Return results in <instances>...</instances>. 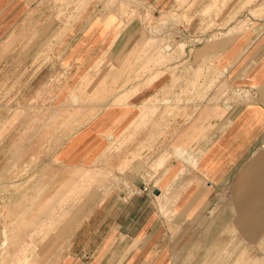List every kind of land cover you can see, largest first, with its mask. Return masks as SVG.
I'll return each mask as SVG.
<instances>
[{"label": "crops", "instance_id": "0c3cea01", "mask_svg": "<svg viewBox=\"0 0 264 264\" xmlns=\"http://www.w3.org/2000/svg\"><path fill=\"white\" fill-rule=\"evenodd\" d=\"M45 1L0 0V190L8 182H23L24 159L28 157L34 164L41 154L47 178L41 175V168L33 170L31 181L37 189L23 196L37 201L54 196L61 199L54 213L63 216L54 228L47 229V238L36 243L62 249L51 264L166 261L167 255L151 249L162 244L166 231L193 229L196 223L212 218L217 191L227 181L237 178L239 187L248 189L258 183L264 188L260 186L263 168L259 174H251L264 135V38L254 46L241 41L223 48L225 62L219 69L230 74L223 80L231 85L234 57L241 94L245 92L250 102L224 104L218 113L215 103L201 113L192 102L186 116L180 110L183 104L172 113L168 102L154 108L150 99L157 91L152 92L151 81L138 91L135 87L142 83L133 82L127 93L120 88L124 82L120 76L104 84V78H97L95 85L111 86L116 91L93 94L95 97L87 90L61 93L52 89L51 71L67 68L85 73L89 68L86 60L106 50L101 40L88 39L90 43L70 51L84 55L80 62L52 60L56 47L49 41L57 35L49 26L42 31L36 24L45 19ZM40 53L47 54L41 62L37 60ZM136 54H129L124 69L135 68L137 63L132 62L136 56L132 55ZM163 54L159 52L160 57ZM253 59L255 63L248 66ZM104 63L97 69L105 68ZM162 76L163 72L153 77L159 79L160 97L164 87L167 94L171 85L177 86L178 96L183 82L173 83ZM83 79L79 77L71 85L81 86ZM77 170L95 171L97 186L92 193L86 190L80 194L78 206H71L65 200L71 197L67 184ZM112 172L119 176L118 185H110ZM78 180L82 183L87 178L80 172ZM43 182L63 183L64 188L56 193L55 184L52 190L50 185L41 186ZM145 185L151 191H145ZM90 196L94 201H88ZM30 206L34 213L36 202ZM94 246L106 248L103 252L88 248ZM123 247H127L126 252H122ZM28 260L31 264L32 259Z\"/></svg>", "mask_w": 264, "mask_h": 264}, {"label": "rangeland", "instance_id": "374dc122", "mask_svg": "<svg viewBox=\"0 0 264 264\" xmlns=\"http://www.w3.org/2000/svg\"><path fill=\"white\" fill-rule=\"evenodd\" d=\"M43 8L45 19L36 24H39L42 31L49 26L51 33L55 32L57 35L49 41L51 46L56 47L52 60L58 63L80 62L84 55H73L70 51L72 47L77 46L74 48L76 50L84 42L86 45L91 40H101V44L105 46L104 51L106 50L104 54L89 55L86 60V66L89 68L85 73L67 68L51 71L54 76L50 86L56 92L78 93L87 90L91 97L100 93L108 94L116 90L107 85H95V79L104 78L106 83L107 79L120 76L124 81L120 88L128 93L133 87L130 86L133 82L142 83L135 87V91H138L154 76L163 72V78L172 79L173 83L178 80L183 82V85L178 87L181 89L178 96L175 93L177 86L171 85L167 94L164 87V96L161 98L158 92L159 79L152 81V92L157 91L150 99L154 108L159 109L160 102H168L169 113L183 104L180 110H184V114L189 116L186 112L191 110L192 102L194 109L200 110L201 113L209 109L210 103H215L218 113L219 109H224V104L248 103L251 100L245 97V92L241 94L238 65L234 66V57L231 85L223 80L230 74L225 75V71L219 67L225 62L223 48L226 45H239L241 41L253 46L258 45L259 40L261 43L264 38V34L261 35L264 31V0H46ZM129 51L132 54L137 52L132 55L136 56L133 57L132 65L138 61L135 68L130 70L127 66L126 69L119 70L118 68L124 65V57ZM160 51L164 53L162 57L159 56ZM46 55L38 54L37 60L44 61ZM102 62H106L105 68L97 69L102 66H99ZM254 63L255 59L249 61L248 66ZM79 77L84 78V84L81 82V86L71 85ZM221 104L223 105L220 106ZM186 120L187 117L183 119V123ZM202 124L201 121L200 130L204 129ZM260 141L261 147L256 151L260 157H264V135ZM250 156L245 164L251 159ZM260 157L258 155L259 159L252 167L251 174H259L262 168L264 171V160ZM31 161L28 157L24 159L22 176L20 175V178H24L23 182H8V186L0 190V195L8 194L0 196V264L3 256L8 257L4 264H20V258L25 255L32 259L31 264H51V259L62 251L60 247L55 249L53 246L37 245L36 243L47 238V235L43 237L41 234L44 231L41 229L31 231L34 226L31 225L32 212L28 206L33 198L27 196L32 195L33 188L37 189V186L33 187L35 183L31 181V175L33 170L37 172L38 168H41L40 173L44 174V178H47L48 173L45 166L47 164L44 165L46 161L41 154L38 159L33 160L34 164ZM80 172L84 179L87 178L82 183L78 180ZM111 174L110 185H118L119 176L113 175V172ZM71 177L73 192L71 197L65 200L71 206H78L81 193L86 190L89 193L94 192L97 175L92 170H77L72 172ZM236 179L227 181L217 191L212 218L196 223L193 229L166 231L162 244L151 250L167 255L164 256L167 260L156 264H226L225 250L229 251L235 247V255L242 253L245 247H251L249 253L264 256V251L259 248V243L264 242V230L257 239L249 243L250 240L239 226L243 217L257 210L264 198V188H259L256 183L252 188L245 189L239 187ZM43 184L50 185L52 190L55 184L56 193L64 188L63 183L58 182L40 183L41 186ZM263 185L264 179L260 182V186ZM144 189L151 191L148 185H145ZM43 199L46 198H40L38 201L34 198L36 206ZM90 199L94 201V197L90 196L88 201ZM25 200L26 203H23ZM53 214L54 217L57 215L54 212ZM62 216L57 215L55 219L58 220ZM258 223L264 225V221ZM44 229L50 227L46 226ZM6 240L10 241L11 254H3V242ZM24 242L27 244L20 245ZM29 242L31 244H28ZM20 247L32 248L25 252ZM88 248L103 252L106 247ZM142 248L140 247L141 250ZM123 249L122 252L127 251V247Z\"/></svg>", "mask_w": 264, "mask_h": 264}, {"label": "bare ground", "instance_id": "6f19581e", "mask_svg": "<svg viewBox=\"0 0 264 264\" xmlns=\"http://www.w3.org/2000/svg\"><path fill=\"white\" fill-rule=\"evenodd\" d=\"M129 54L131 55L130 51L124 57V60H125L123 62L124 65L119 67V69H124L126 67L127 60L129 59ZM137 62L138 61H136V63ZM102 63H100L99 66ZM162 78H163V76H162ZM155 80H157V79L156 78H152L151 82L155 81ZM102 83L103 84L105 83L104 80L102 81ZM258 155L260 157V154H257V157H258ZM260 159L264 160V157H260ZM251 170H252V168H251ZM182 171H185V169L182 170ZM67 189H69L70 194L72 195L73 187H71V183L67 184ZM59 201H61V199H59L56 196H54V197H51V198L43 199V200H41L38 203V205L35 207L34 213H32V217H31V220H30L31 221V225L33 224L32 226H34V229L39 228L41 226L40 229L45 232L44 235H47L48 230L47 229L45 230L44 228L46 226L50 227V228H54V226L56 225L57 221H59V219L58 220H56V219L54 220L55 217H54L53 212H54V210L57 209L56 205L58 204ZM33 202L35 203L34 198L32 199V202L29 204V206L32 205ZM23 203H26V200ZM162 203L164 204V202H162ZM27 204H28V202H27ZM263 211H264V198L261 200L260 205L258 206L257 210L253 214L243 217L240 220V222H239V226L241 228V231L250 240L249 243H252V240L257 239L258 236L264 230V225L261 224V223H258L260 221V219L261 220L264 219V215L262 214ZM32 226H30V227H32ZM37 226H39V227H37ZM31 231H32V229H31ZM34 231H37V230H34ZM15 243H17V242H15ZM17 244H19V243H17ZM9 245H10V241L6 240L3 254H5V253L9 254V252H10L9 251ZM20 245H25V244L24 243H20ZM237 245H239V244H237ZM248 245H251V244H248ZM30 248H32V247H20V249L25 251V252H26V250H29ZM259 248L264 251V242L263 241L259 243ZM236 249H237V247H235L234 249H230L229 251L225 250V252H226L225 260L227 261L226 264H264V256L261 257V256L254 255L252 253H249V250L251 249V247H245L244 251L242 253H240L239 255H235ZM7 258H8L7 256H5V257L3 256L2 257L3 262L6 261ZM28 258H29V255H25L23 258H20V260H19L20 264H30ZM217 263L218 262H216V264ZM204 264H206V263H204ZM223 264H225V263H223Z\"/></svg>", "mask_w": 264, "mask_h": 264}]
</instances>
